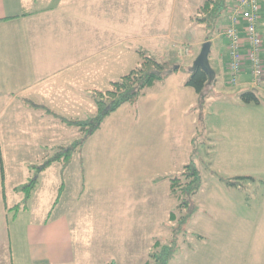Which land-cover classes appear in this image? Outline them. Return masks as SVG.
Instances as JSON below:
<instances>
[{"label":"crops","instance_id":"0c3cea01","mask_svg":"<svg viewBox=\"0 0 264 264\" xmlns=\"http://www.w3.org/2000/svg\"><path fill=\"white\" fill-rule=\"evenodd\" d=\"M145 1L148 0H0V264H120L136 257L144 258L142 264L147 262L163 221L160 205L168 201L159 198L156 185L160 178L154 176L151 180L147 174L142 175L145 181L136 182L141 190L128 196L129 173L113 169L115 153L105 152L113 140L104 142L97 137L113 113L68 163L56 160L42 168L60 148L73 144L77 134L72 129L75 127L27 103L42 105L65 119L66 115L87 113V109L90 112L95 108L96 72L99 77L101 71L100 76L105 78L106 67L110 70L113 63L126 65L131 59L134 66L140 62L131 42H146L150 48L160 38L186 35L192 27L188 11L193 0H155L156 4L148 8L151 17L147 21ZM197 1L200 6L205 0ZM234 2L228 0V7ZM157 12L165 15L158 22L152 18ZM223 25L224 19L220 28ZM217 35L223 38L220 31ZM210 43L212 49V39ZM81 53L89 57L81 60ZM97 55L102 57L92 61L81 74V62ZM168 57L174 60L170 52ZM219 71L223 73L221 67ZM236 88L264 94V83L252 89L247 75L241 77ZM152 113H141L135 120L133 135L143 149L158 142ZM31 161L45 163L37 170L39 176L26 204L17 211L14 208L24 200L20 188L26 183L14 179L32 177ZM145 182L154 184L143 190L140 185ZM161 182L167 183L164 193L170 194V179L163 177ZM98 187L119 191L115 190L120 193L119 198L115 197L119 203L113 207L120 208L122 222L118 233L111 232L114 208L107 205L101 209L102 222L94 224L103 227L104 233L97 235V244L90 253L81 255L80 262L75 240L80 239L82 222L90 212L88 195ZM7 192L12 196L11 207ZM79 249L84 252V248Z\"/></svg>","mask_w":264,"mask_h":264},{"label":"rangeland","instance_id":"374dc122","mask_svg":"<svg viewBox=\"0 0 264 264\" xmlns=\"http://www.w3.org/2000/svg\"><path fill=\"white\" fill-rule=\"evenodd\" d=\"M150 1L151 3L148 0L143 4L145 21L151 17L148 15V8L151 4H156L155 0ZM199 4L197 0L192 1L188 20L193 25L186 35H168L155 44H149L150 48L146 42L130 43L137 52L147 53L155 58L162 56L161 61L168 68L175 69L167 79L146 89L144 96L134 106L126 104L125 108L107 118L103 132L97 137L104 142L113 140L105 147V152L110 153L113 150L115 153L113 169L129 173L128 196L138 192L136 182L145 181L146 174L152 177L151 180L154 176L161 181L163 177L172 179L183 172V167L191 159L194 160L202 180L200 190L191 199L196 208L195 213L190 208H183L175 212V220L171 221L170 213L176 209L178 201L171 190L168 195L164 193L168 190L167 183L160 181L156 185L160 192L159 198L168 201V204L160 205V219L164 222H161L159 236L154 240L160 239L162 245H168L173 237L176 238V253L168 264H264V94L256 92L261 97L260 105L248 106L241 102L239 96L245 89L228 85L226 41L216 33L211 38L213 47L208 60L215 70L211 69L219 78L215 80L203 108L197 107V94L193 89L185 87L184 83L188 79V68L194 63L208 37L203 24L197 20L202 17L198 12L201 7ZM172 7L173 4L171 9ZM261 7L260 29L264 36V0H261ZM171 13L170 10L169 14ZM161 15L157 12V16L152 18L156 22L161 21L165 16ZM221 24L223 19L217 25L218 31ZM164 47L167 49L164 50ZM96 52L99 53L97 50ZM169 52L174 58L173 61L168 57ZM87 56L88 54L81 53V60ZM101 57L92 56L91 59L81 62L79 72L85 73L84 70L89 68L91 62L98 61ZM176 63L180 65L177 66ZM132 64L131 59L127 60L126 65L115 66L113 63L110 70L106 67L104 75L108 77L105 78L100 76L101 71L99 77L96 72V92L110 90L112 82L137 66ZM219 67L223 70L221 74ZM164 86L165 89L162 90ZM153 108L155 111L152 113ZM90 110L89 112L87 109V113L66 115V118L84 121L95 117L96 105ZM145 112L154 114L158 142L143 149L133 133L135 120ZM130 124L132 127H129ZM72 129L74 133L76 131V141L85 137L84 132ZM43 162L45 163L31 161L29 164L32 177L17 178L14 181L27 184L37 180V170ZM216 174L222 177L246 176L252 177V180H243L238 187H228L218 180ZM10 181L12 180L9 179ZM153 184L145 182L140 188L145 190L146 186ZM115 190L118 191L116 188L104 190L98 187L88 195L90 212L82 222L81 233L78 234L80 239L75 240L78 261L81 262V255L90 253L94 244H97L94 241L97 235L104 233L103 227L95 225L94 221L101 224L100 210L119 203V199L116 200L115 197H120V193ZM12 202V196L7 192V203L10 207L13 206ZM113 208L110 230L118 233L122 222V218H119L121 211L119 213L120 208L118 210L117 206ZM13 215L11 213L10 216ZM79 247L84 248V252ZM152 251L158 252L152 247L149 255ZM142 262L144 258L136 257L128 260V263L120 264Z\"/></svg>","mask_w":264,"mask_h":264},{"label":"trees","instance_id":"16d2710c","mask_svg":"<svg viewBox=\"0 0 264 264\" xmlns=\"http://www.w3.org/2000/svg\"><path fill=\"white\" fill-rule=\"evenodd\" d=\"M227 3L228 0H205L199 8L198 12L202 17L197 20L200 24H203L205 32L208 35L206 43H210L212 36L217 33V25L220 19H222L224 12L227 10ZM138 54L140 56V62L137 66L119 80L112 82L110 90L106 92H96L93 95L97 108L96 116L93 118L84 121L65 119L53 114L42 105H35L27 101L30 106L43 110L47 114L59 119L65 125L78 128L85 133V137L80 141H75L66 148H60L59 152L47 161L42 168H45L56 160H61L63 164L68 163L72 154L83 146L87 138L100 129L104 120L109 115L116 112L125 104L135 105L146 89L151 88L156 82L164 80L165 78L167 79L173 73L169 72L171 69L158 59V57H151L147 53H141L139 51ZM197 57L192 66L188 68V79L184 83V86L194 90L198 96L197 107L203 108L205 100L212 92L216 79L210 80L208 73L203 67L194 65ZM176 65L178 66L180 64L176 63ZM239 98L245 105L261 104V97L252 90L242 92ZM183 169L182 173L170 179L171 193L178 201L176 209L170 213L171 221L175 220L174 214L180 209L190 208L192 213L196 212V208L192 204L191 199L201 188L202 180L200 172L193 159H191L189 164L185 165ZM216 176L221 183L228 187H238L241 181L252 180V177L246 176L222 177L217 174ZM33 187L34 181H31L20 188L24 193V200L21 206L18 205L14 208L15 210L18 211L24 207ZM168 243V245H162L160 239H155L152 247L154 250H158V252L155 253V251H152L149 255V261L145 264H168L176 253V238L173 237ZM112 264L116 263L113 262Z\"/></svg>","mask_w":264,"mask_h":264},{"label":"built area","instance_id":"2783aa9c","mask_svg":"<svg viewBox=\"0 0 264 264\" xmlns=\"http://www.w3.org/2000/svg\"><path fill=\"white\" fill-rule=\"evenodd\" d=\"M261 16V0H235L223 14L224 25L219 31L226 41V70L231 87L238 86L243 75L248 76L252 89L264 83Z\"/></svg>","mask_w":264,"mask_h":264},{"label":"water","instance_id":"95a60500","mask_svg":"<svg viewBox=\"0 0 264 264\" xmlns=\"http://www.w3.org/2000/svg\"><path fill=\"white\" fill-rule=\"evenodd\" d=\"M211 49V43H204L202 45L201 51L197 57V60L194 65L201 66L203 67L206 72L208 73L210 80H213L215 78V73L210 67L209 60H208V55L210 53ZM175 69V68H173ZM173 69H171L169 72H172Z\"/></svg>","mask_w":264,"mask_h":264}]
</instances>
